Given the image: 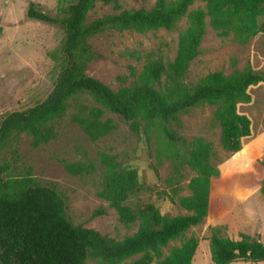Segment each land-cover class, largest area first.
I'll return each mask as SVG.
<instances>
[{"label": "trees", "instance_id": "1", "mask_svg": "<svg viewBox=\"0 0 264 264\" xmlns=\"http://www.w3.org/2000/svg\"><path fill=\"white\" fill-rule=\"evenodd\" d=\"M120 1L74 0L62 16L49 15L33 2L28 4V18L63 27L65 64L43 100L8 113L0 122V264H87L89 258L108 264H191L198 239H181L191 226L207 216L211 179L219 175V170L211 160L212 143L201 137L188 141L174 124L179 125L180 114L207 103L216 107L214 116L220 125L224 150H241L243 139L251 135V121L237 110V105L250 101L248 88L264 81L263 73L247 66L228 75L210 72L192 85L184 79L190 63L201 51L207 24L219 35L232 33L238 43L246 44L264 31V20L259 21L264 15V0H200L203 6L197 7H192L196 0H155L150 8L129 9H121ZM97 2L110 5L117 12L88 21V12ZM183 18L187 25L177 36L172 60L149 59L140 71L129 65L128 76L132 80L116 90L87 74L88 63L97 56L90 37L107 29L171 30ZM80 97L86 99L84 103L79 102ZM74 102L77 106L71 120L92 141L117 127L113 118L104 116L107 112L122 118L137 135L146 133L148 123L155 122L178 147L175 167L186 164L195 171L188 182L190 194L177 199L189 213L169 215L152 203L127 204L128 197L143 187L138 171L117 161L114 154L99 152L98 196L115 209L120 222L137 223L132 234L115 239L93 228L72 224L65 199L53 186L37 182L27 171L15 172V165L3 158L8 145L21 133L31 137L33 147L53 140L57 136L56 122ZM258 160L264 166V154ZM63 166L75 176L97 170V164L88 158L65 161ZM260 190L264 193V180ZM102 212L99 209L93 214ZM239 236L224 237L218 227L212 228L209 247L214 264L264 262V243L247 233ZM177 239L179 244H171Z\"/></svg>", "mask_w": 264, "mask_h": 264}, {"label": "rangeland", "instance_id": "2", "mask_svg": "<svg viewBox=\"0 0 264 264\" xmlns=\"http://www.w3.org/2000/svg\"><path fill=\"white\" fill-rule=\"evenodd\" d=\"M74 0H0V122L12 111H21L43 100L52 89L56 76L65 64L63 27L50 22L28 18L30 2L49 15L62 16L68 3ZM155 0H121V9L150 8ZM203 6L196 0L192 7ZM117 12L110 5L97 2L88 12L87 20L106 13ZM264 20V15L259 21ZM181 19L171 30L158 28L146 32L107 29L89 38L97 53L86 72L116 90L132 80L129 65L140 71L149 59L161 57L165 62L174 58L177 36L186 27ZM200 53L192 60L185 76L189 85L206 74L222 71L228 75L234 70L250 66L264 74V31L257 33L246 44L236 41L233 34L223 36L208 24L200 44ZM124 77L125 80H120ZM250 101L239 103L237 110L251 121V135L243 139L241 150L228 152L220 143V125L215 119L216 107L203 103L179 115L177 132L188 141L201 137L213 146L212 162L219 175L211 179L208 214L204 220L191 226L183 240L189 236L198 239L191 264H214L211 260L209 239L213 227L224 237L239 239L247 233L264 243V166L259 158L264 154L262 139L264 124V81L250 85ZM86 99L79 98L80 103ZM74 102L66 114L56 122L57 136L37 147L31 137L19 134L3 151V158L15 165V172H29L37 182L53 186L65 199L67 215L74 225L93 228L115 239H122L137 229V223L125 225L118 220L114 208L98 196L101 186L97 154H114L117 161L135 168L143 187L127 199V204L156 205L161 213L188 214L177 199L190 194L188 182L195 171L188 165H176L177 145L172 144L155 125L148 123L146 133L135 134L118 115L107 112L117 127L109 134L90 140L81 127L71 120L76 112ZM176 150V151H175ZM93 160L94 173L71 175L63 162ZM175 199V201L172 200ZM103 209L104 212L93 214ZM180 239L171 244H179ZM137 257H131V261ZM87 264H108L101 259L89 258ZM122 264V263H119ZM229 264H264V262L234 261Z\"/></svg>", "mask_w": 264, "mask_h": 264}, {"label": "crops", "instance_id": "3", "mask_svg": "<svg viewBox=\"0 0 264 264\" xmlns=\"http://www.w3.org/2000/svg\"><path fill=\"white\" fill-rule=\"evenodd\" d=\"M261 138H262V139H257V140H256L257 143H256L255 147H257L258 144L264 140V133H263V136H262ZM263 142H264V141H263ZM210 192H211V191H210Z\"/></svg>", "mask_w": 264, "mask_h": 264}]
</instances>
